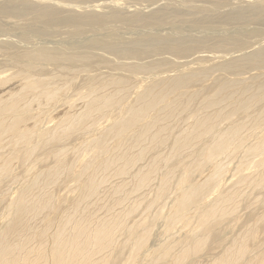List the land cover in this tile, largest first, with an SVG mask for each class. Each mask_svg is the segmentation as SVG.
Instances as JSON below:
<instances>
[{
    "label": "bare ground",
    "instance_id": "1",
    "mask_svg": "<svg viewBox=\"0 0 264 264\" xmlns=\"http://www.w3.org/2000/svg\"><path fill=\"white\" fill-rule=\"evenodd\" d=\"M187 2L182 0L183 4ZM257 4L247 7V12L239 9L241 13L228 18L230 23L247 19L264 23L263 13L254 15L264 7L262 2ZM7 10L9 16L19 15L16 8L6 6L4 12ZM40 17L44 19L38 23L40 30L65 22L80 35L115 22L138 24L147 20L150 30L167 21L144 16L58 20L54 11L40 12ZM170 32L174 33L172 29ZM180 39L166 42L161 53H179V48L195 52L197 48L190 50V43ZM221 40L209 47H217L219 52L230 45ZM191 43L206 44L194 39ZM95 44L88 47L112 48ZM37 46L13 58V64L21 63L22 67L12 75L2 76L8 71L0 73V87L12 80L18 85L7 90L8 94H0V183L13 175L12 168L17 163L33 175V186L44 176L51 177V184H44L37 192L28 188L18 191L10 202L0 187V264H264V49L242 59L232 58V53V59L224 61L215 55L185 66L181 61L167 75L152 73L156 65L129 67L121 62L110 69L107 77L98 79L86 69L99 64L87 49L66 52L58 48L51 52ZM134 56L131 51L120 59H135ZM38 65L56 69L57 80L55 76L41 79L36 73ZM121 66L129 68L123 71ZM208 68L213 69L210 74ZM115 70L129 75H117ZM84 73L87 79L82 85L80 81L79 90L73 89V83ZM133 75L141 80L136 87H142L140 92L132 86ZM219 77H223L222 82L209 87ZM196 86L200 91H192ZM201 97L199 111L189 113V103ZM60 103L65 110L55 116L54 108L56 112ZM74 137L80 143L69 145ZM43 149L50 153L46 160L52 159L53 164L44 173H33L38 158L31 160ZM146 151L151 156L143 162ZM230 170L233 174L226 177ZM205 172L208 174L204 177ZM112 178L123 180L107 189ZM65 181L75 186L67 185L69 195L59 198L57 194L58 199H54L52 188ZM129 183L132 190L126 192L125 185ZM144 188L151 189L152 194L135 193ZM112 192L118 197H110ZM133 195L135 199H131ZM244 199L248 203L244 207L246 221L240 214ZM54 209L56 212H51ZM134 215L136 220L125 225ZM244 222L246 229L238 230L225 247L211 253L209 261H203L208 243L217 240V246L221 245L227 236L222 239L219 233L224 235Z\"/></svg>",
    "mask_w": 264,
    "mask_h": 264
},
{
    "label": "rangeland",
    "instance_id": "2",
    "mask_svg": "<svg viewBox=\"0 0 264 264\" xmlns=\"http://www.w3.org/2000/svg\"><path fill=\"white\" fill-rule=\"evenodd\" d=\"M160 1H161V4H160ZM251 1H254V2L252 3ZM255 1H257V0H188L187 3L183 4L182 0H177V1L176 0H155V1L149 2V3L142 2V1L140 2L138 0H24V1L23 0H0V35H1L0 36V73H2L3 71H8V73H5L6 75L3 74L2 76L12 75L16 69L22 67L21 63L13 64L14 63L13 58L17 57L19 55H25V53L28 51H32V49L36 48L37 44H38V46H37L38 48H45V49L50 50L51 52H54V50H56L58 48L59 49H65V50H67L66 52L76 51L80 48L87 49L88 51L91 52V54L94 55L95 60L99 64L98 65L91 64L90 67H86V69H88V71L90 72L91 75H94L98 79H102L104 77H107L109 75L110 69L112 67L120 66L123 63L128 64L129 67L130 66L133 67L136 65H140V66L143 65L144 68H148L151 65H156L157 67L152 73L163 72V73H166L164 75H167V73L174 71L173 66L177 65V64H181V63H179L181 61H182L181 65L185 66V65H188L189 62H192V61L194 62V60H197V59L201 60V59L205 58L206 60H208L209 58L214 57V55L217 58H223V59H221V61L228 60V58L232 59V58H236V57L242 59L243 57L251 56L253 53L259 52L260 50L264 49V23L263 22L259 23V21H257V20H251L250 21L249 19H247V21H244V22L242 21L239 23H230V22H232V20H229L228 18H232V17L236 16L237 14H239L240 10L242 12V11H245L247 9V7L250 8V6H252V5L253 6L258 5L257 3L261 4V2H262V4H264V2H263L264 0L263 1L258 0L257 2H255ZM21 3L23 4L22 6L20 5ZM4 6L5 7L10 6L11 8H14V9L16 8L17 11L19 12V15L9 16L8 14L10 13V10H7L5 13L4 12V8H5ZM242 9H244V10H242ZM46 11L56 12V18L58 20H64L65 18H70V17H76V18L82 17V18H86V19H88V18L93 19V18H111V17L132 18L134 16L135 17L140 16L141 18H143V16H144V19L156 18V19H167V21L162 23V26H161V24L152 26L153 23L151 22L152 23L150 25V26H152V27H150L151 31L148 30L149 26H147V25H148L149 21H147V20L142 21L138 24H129V22L126 21V22L110 23L108 26H105V28H102V29L94 27L89 32H87L84 29L85 31H84L83 35H80V34L76 33L74 26H71V27L69 25L67 26L65 24V22L60 24L59 26L58 25L52 26V27L47 28V29L42 28L40 30L41 26L38 25V23L44 21V19L42 17H40V12H46ZM246 12H247V10H246ZM260 13L264 14V7H262V9L259 12L255 13V14L253 13V14L256 15V14H260ZM123 14H124V16H123ZM131 14H133V15H131ZM198 14L200 15L199 17H198ZM209 14H211L212 16L215 14L214 17H216V18H214V17L212 18V16ZM246 14H248V13H246ZM201 15H202V17H201ZM204 15L207 16V18H205ZM181 16H182V18H181ZM200 17L203 19H200ZM208 17L210 18V20ZM226 18L229 21V23L226 20ZM97 20H101V19H97ZM151 20H155V19H151ZM208 20H209V23H208ZM210 23H212V24L210 25ZM214 24H215V26H214ZM181 25H182V27H181ZM159 26H161V27H159ZM179 26L182 28V30L184 28V30L182 31ZM35 27H37V28H35ZM134 27H138V28L133 29L134 30L133 31L132 28H134ZM153 27L157 28L158 33L155 32L156 29ZM174 27L176 28V30L174 29ZM32 28H34V29H32ZM218 28H220V29L225 28V29L218 31ZM226 28H228V29H226ZM130 29L132 31H130ZM171 29H172V32H174L175 34L174 33L171 34V32L169 33V30L171 31ZM106 30H108L107 31L108 33L106 32ZM199 30H201V31L199 32ZM147 31H149V32H147ZM152 31H154V32H152ZM162 31H165L166 33L162 32ZM197 31H198V33H197ZM186 32L189 34H191L192 32L193 33L191 35H189V34L186 35ZM203 32H205V33L203 34ZM225 32H226V34H224ZM206 33L208 34L207 37L209 36V38H206V35H205ZM214 33H216V34H214ZM217 33H218V36H216ZM229 33H231L233 36L231 37V35ZM139 34H140V36H139ZM176 34H179L180 36L176 35ZM212 34H213V36H216V37H213ZM227 34L231 38H229V36ZM104 35L107 37V40H106V37H104ZM161 35H162V37H161ZM181 35H183V36H181ZM32 36H34L33 40L31 39ZM112 36H115L117 38L112 37ZM199 36H201L200 37L201 39L199 38ZM211 36H212V38H211ZM145 37H146L147 41H146ZM175 37L177 39H175ZM185 37H186V39H185ZM188 37H190V38H188ZM91 38H94V39L91 40ZM140 38H142L143 40L145 39V40L142 42V39H140ZM154 38H155V40H154ZM179 38H181L180 39L181 42H183V39H184L185 42L190 43L188 45L190 50H192L193 48H195V49L197 48L196 50L193 49V50H195V52H191V51L189 52L187 49H186L187 51L185 50V52H183L184 49L179 48L181 53L180 52L179 53L172 52L170 54L161 53L162 49L160 50V48L166 42H174L175 43L179 40ZM192 38L196 42H205L206 44L203 45L204 43H200V45H198L195 43H191L193 41ZM152 39H153V41H152ZM237 39L239 40V42H241V44L243 46H241V44L237 43V41H236ZM111 40H112V42H111ZM139 40L141 42H139ZM159 40L162 43H160ZM219 40H221L223 42L230 43V45H228L227 48L224 46L223 50L221 49L219 52H218L219 49H217V47H216L217 50L215 49V47H214V49L209 47V45L215 46V44L217 42H219ZM88 41H90V42H88ZM145 41L147 43H145ZM137 42H138V44H137ZM95 43L96 44H103L106 46H111L112 48L106 49V48H103L101 46H99V48L88 47V46L94 45ZM150 43H158L160 45L150 44ZM145 44L147 45V47ZM257 46H258V48H257ZM2 47L3 48L5 47V48L2 50ZM149 47H151V48H149ZM234 47L237 48V49H235L236 51H239V50H241V48H243L241 51H239L241 53H238V54H241L244 56H241V55L234 53L235 52V50L233 49ZM8 48H10V49H8ZM93 48L96 49V51H93L94 50ZM184 48H187V46H184ZM140 50H142V51H140ZM131 51L136 56L135 59H128V60H124V61H123V59L122 60L120 59L122 55L128 56V54L131 53ZM148 51H150L151 53ZM246 51H248V52H246ZM146 52H147V54H146ZM159 53H161V54L159 55ZM232 53L234 56L236 54V56L235 57L232 56V58H231L229 56L232 55ZM150 55H153V56H150ZM227 55H228V57H227ZM116 57H118V58L116 59ZM225 57H227V58H225ZM238 58L236 60H238ZM4 59H6V60H4ZM2 62H4L5 64H3ZM121 62H122V64H121ZM106 63H108L109 65H106ZM166 63H169V64L172 63V64L169 66V64H166ZM183 63H185V64H183ZM165 64H166V66H165ZM189 64H191V63H189ZM4 66L7 70L4 68ZM12 67H15V68H12ZM129 67H122V70L123 71L128 70ZM208 70H209L208 73L210 74L213 69L208 68ZM54 71H56V69H53L51 66H44V65L43 66L41 65L40 67H39V65L36 66V73H38L40 75L39 77L41 79H43V78H49L50 79L51 77L55 76L54 80H57L56 78L58 76ZM187 72H188V74L192 73L191 71H186L184 73H187ZM115 73L117 75H121V74L122 75L124 74L125 76L129 75L128 73H125V72H122L119 70H115ZM221 75H223V74H221ZM226 75H229V74H226ZM45 76H47V77H45ZM133 77L130 76V78L132 80V86L134 87V89H136V87L139 86L137 82H140L141 80L136 78L137 76L135 77L133 75ZM228 77H230V76H227V78ZM220 78H223V77L217 78L216 79L217 82H215L213 86H209V87H214V86L218 85V83L222 82V79H220ZM231 78H233V77H231ZM83 79H87L85 76V73L83 75L81 74L79 81L74 82L73 86H71V87L73 89L79 90V88L81 87L80 81H81V85H82ZM223 80L227 81L225 79H223ZM156 81H157V79H154L153 83L156 84ZM11 82H13V83L11 84ZM15 83L16 82L14 80L7 81L6 83H4L3 87H0V94L2 96H4V95L10 93L7 90H10V91L14 90L13 88H16L18 86V85H16L17 83L16 84ZM211 84H213V82ZM146 85H147V83H146ZM11 86H13V87H11ZM1 90H2V92H1ZM136 90L140 92V91H142V87L140 86V88L136 89ZM192 91H194V92L200 91V87L196 86L192 89ZM131 98H133V96H131ZM125 100H127V98H125ZM129 101H131V100H129ZM201 101H202V97L195 100V101L193 100L192 102H190L189 108H188V110H190L189 113H191V112H192V114L197 113L199 111V108H200L199 103ZM184 102H185V104H187L188 100L184 101ZM192 105H193V107H191ZM58 106H59V107H57L58 111L56 110V112H55L56 107L54 108V111H53V114L55 116L57 114H61V112L63 113L65 110L64 108L66 107V106H63V104L61 105V103ZM187 117H188V115H187ZM88 137H89V139H92L93 134H90ZM80 141L77 140V137H74L68 143H69V145L73 146V145L79 144ZM146 152H145L144 157H143L144 160H141L143 162L147 161L146 156H147V158H149V156H151L149 154V153H151L150 151H146ZM136 153H137V150H134L133 154H136ZM49 154L50 153L45 152L44 149L41 150L37 155L34 154L31 161H33V160L35 161V157L38 158V160L35 161L33 173H36V172L37 173H39V172L44 173L53 164L52 159L46 160L47 155L49 156ZM146 154H148V155H146ZM141 161L138 163H143ZM236 162H237V160L234 161V159H233V163H235V165H236ZM235 165H232L231 170L234 169ZM44 167H46V168H44ZM12 170L14 171L13 175H11L8 179H6L5 181H2L0 183V187L3 189L1 191V193L5 196V198L11 197L10 199L8 198V202H10L11 199L13 200L15 198L16 193L18 191H21V190L26 191V189L28 188L29 190H31L30 192H37L40 190V188L43 187L44 184H51L50 183L51 177L47 176L46 178H44L45 177L44 176L39 183H36V186H33V184L31 183L32 179L34 178L33 175L27 173L25 171V168L20 167L17 163H15ZM231 170H230V174L228 173L226 177L233 174V171H231ZM28 174H29V176H28ZM157 174H155V176ZM206 174H208V173L205 172L202 175L205 177ZM13 176H15V177H13ZM31 177H33V178H31ZM199 178H200L199 176H196V179H199ZM126 179H128V178H125V180ZM122 180H123V178H115V179L112 178L110 180L111 186H109L107 189L114 188V184L118 183ZM232 180L235 181L236 178L234 177ZM233 181H231V182H233ZM63 184H64V187H63ZM63 184H61L60 186H56V187L52 188L53 189L52 191H54V196H55L54 199H58L57 194H59V198L63 197L64 194L69 195L68 191L66 190V186L72 185V184H70L68 181H65ZM130 185H131L130 183L128 185H125V187L127 189L125 188L126 190L124 189V191H126V192L131 191L132 186H130ZM72 186H75V184ZM14 188H15V190H14ZM129 189H131V190H129ZM146 191H148V189L146 190V188H144V189H142L138 192H135V193L141 194L140 192H142V193L144 192V195H149L150 193L152 194L151 189H149L148 193H146ZM135 195L131 196V199H133L135 197ZM213 195H215V193ZM109 196L112 198L118 197V195H116L115 192H112L111 194L109 193ZM110 197L105 200L107 203H110ZM126 197H128V195ZM245 200L246 199H244V201H243L244 205H241L243 207V210L240 211L241 217H244V221H246L248 219L247 215H245V213L247 212V209L244 208L245 205H248V203H247V200L246 201ZM256 200H257V198H256ZM167 202H169V199ZM253 204H255V203H253ZM165 205H167V203L164 204V210L167 209V208H165ZM159 206H161V203L158 205V207ZM51 212H56V210L54 209ZM39 217H41V215ZM236 217H239V215H237ZM135 220H136V218L134 215L133 217L129 218L128 221L125 222V225L128 226L129 224H131ZM244 225H246V222H244L242 225H238V226H235L234 228H231V230H233L232 233H231V230H228L229 232H227L224 235L219 233L220 236L218 234L216 237L219 236L223 239L225 236H227V238L225 237L224 243L221 242V245H218V246L216 244L217 240H212L210 243H208L207 250H204L207 257L203 261L204 262L207 260L209 261V258L212 256L211 253H216V252L220 251L223 247H225L229 243V241L232 240L234 233H237L238 230L241 231V230L246 229L244 227ZM215 247H220V248L217 250H212V248H215ZM210 250H212V251H210Z\"/></svg>",
    "mask_w": 264,
    "mask_h": 264
}]
</instances>
